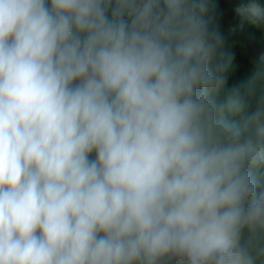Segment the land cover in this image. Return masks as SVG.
Masks as SVG:
<instances>
[{
	"label": "clouds",
	"instance_id": "obj_1",
	"mask_svg": "<svg viewBox=\"0 0 264 264\" xmlns=\"http://www.w3.org/2000/svg\"><path fill=\"white\" fill-rule=\"evenodd\" d=\"M210 23L208 0H0V264H264V54L226 88Z\"/></svg>",
	"mask_w": 264,
	"mask_h": 264
},
{
	"label": "trees",
	"instance_id": "obj_2",
	"mask_svg": "<svg viewBox=\"0 0 264 264\" xmlns=\"http://www.w3.org/2000/svg\"><path fill=\"white\" fill-rule=\"evenodd\" d=\"M258 2L264 6V0ZM208 3L210 28L220 33L225 51L233 57L226 82V88L230 89L252 73L259 57L264 54V24L239 27L235 8L241 0H208ZM257 175L264 178V167L258 170Z\"/></svg>",
	"mask_w": 264,
	"mask_h": 264
}]
</instances>
